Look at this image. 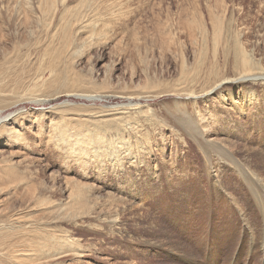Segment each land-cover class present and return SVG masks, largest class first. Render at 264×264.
Listing matches in <instances>:
<instances>
[{"label": "rangeland", "instance_id": "rangeland-1", "mask_svg": "<svg viewBox=\"0 0 264 264\" xmlns=\"http://www.w3.org/2000/svg\"><path fill=\"white\" fill-rule=\"evenodd\" d=\"M0 264H264V0H0Z\"/></svg>", "mask_w": 264, "mask_h": 264}]
</instances>
